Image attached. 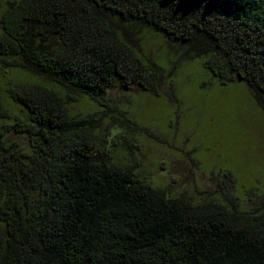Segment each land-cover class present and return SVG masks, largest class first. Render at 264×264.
I'll use <instances>...</instances> for the list:
<instances>
[{"label":"trees","instance_id":"16d2710c","mask_svg":"<svg viewBox=\"0 0 264 264\" xmlns=\"http://www.w3.org/2000/svg\"><path fill=\"white\" fill-rule=\"evenodd\" d=\"M149 34L264 111V0H6L0 264H264V205L153 189L136 175V140L120 149L72 112L89 100L111 114L112 89L157 96L171 69L144 52ZM115 128L139 131L125 117ZM117 150L132 164H114Z\"/></svg>","mask_w":264,"mask_h":264},{"label":"rangeland","instance_id":"374dc122","mask_svg":"<svg viewBox=\"0 0 264 264\" xmlns=\"http://www.w3.org/2000/svg\"><path fill=\"white\" fill-rule=\"evenodd\" d=\"M5 2L0 0V12ZM141 46L165 72L171 69L156 97L137 86L112 89L106 93L111 114L89 100L72 112L93 118L100 134L112 130L120 149L125 139L136 140V175L153 189L198 204L227 202L243 212L263 206L264 111L245 85L221 86L197 59L184 61L164 38L149 34ZM122 116L139 131L116 129ZM110 155L116 165L133 162L121 150Z\"/></svg>","mask_w":264,"mask_h":264}]
</instances>
